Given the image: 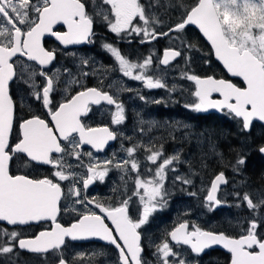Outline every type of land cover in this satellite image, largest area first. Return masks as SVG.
Masks as SVG:
<instances>
[{
  "label": "snow or ice",
  "instance_id": "6c2138e0",
  "mask_svg": "<svg viewBox=\"0 0 264 264\" xmlns=\"http://www.w3.org/2000/svg\"><path fill=\"white\" fill-rule=\"evenodd\" d=\"M159 9L180 11L174 20L169 17L165 22ZM98 23L128 43L137 37L141 45L168 38L179 40L186 49L196 45L186 43L181 34L188 26H196L210 42L216 59L232 77L241 78L243 86L228 79L182 71L180 78L195 84L191 93L195 101L184 107L197 113L210 109L224 112L237 120L241 133H250L256 122L264 125V0H192L191 4L184 0H0V258H7L11 264L12 255L25 250L38 254L41 264H96L101 257L107 264L103 249L94 252L93 257L86 252L67 254L70 241L96 238L114 246L117 257L112 264H200L199 258L214 246L230 254L229 264H264V189L241 191L248 185L245 177L221 197L222 186L229 184L221 170L208 185L202 182L198 191L189 190L208 169L209 158L241 174L247 153L237 151L232 162L216 144L209 143L197 171L191 161L181 159L180 151L166 156L163 143L135 139V129L134 135L128 136L119 127L86 123L93 106L101 105L114 109L110 110L111 126L126 122L124 103L117 94L105 90L103 78L96 86L85 83L89 76H97L95 67L83 70L92 63V57L69 53L74 61L80 60L75 65L76 73L67 67L49 71L68 46L95 43L94 24ZM57 26L66 30H58ZM46 37L54 38L58 44L46 46ZM101 47L114 58L123 78L141 82L146 90L163 89L169 95L177 91L176 84L169 86L166 82L167 72L161 71V66L167 68L180 58L181 49L166 47L162 55L153 50L133 60L113 43L102 41ZM20 83L31 89L48 119L37 114L18 118L23 100L17 101L12 86ZM56 94L61 96L59 101ZM213 94L220 98L214 99ZM136 95L145 103H166L161 98L149 100L139 91ZM17 123L19 135L12 142ZM144 123L141 118L140 124ZM118 139L126 158H118L114 152L101 160L93 151L84 150V146H90L100 153ZM125 140L131 146L125 147ZM255 150L264 155V143L256 145ZM140 151L146 152V161L156 166L154 170L145 169L148 176L141 175V161L137 159ZM21 155L26 157V168L33 162L50 166V176L12 174L10 164ZM181 163L188 166L187 173L179 172ZM112 170L121 173L123 185L114 183L110 196H90V186L97 181L104 183ZM170 172L175 174L173 185H181L180 191L192 197L205 193L203 203L209 211L218 206L244 207L250 216L238 223L235 234L205 230L187 218L180 220L161 234L159 242L149 238L147 249H151L152 259H148L144 229L156 211L169 205L172 192L165 181ZM130 173L136 175L134 191L129 194L125 177L132 179ZM227 196L233 198L232 203ZM133 203L138 206L132 207ZM65 214H72L71 219L62 223ZM31 225H37L39 230L30 235L20 227Z\"/></svg>",
  "mask_w": 264,
  "mask_h": 264
},
{
  "label": "flooded vegetation",
  "instance_id": "af4514ba",
  "mask_svg": "<svg viewBox=\"0 0 264 264\" xmlns=\"http://www.w3.org/2000/svg\"><path fill=\"white\" fill-rule=\"evenodd\" d=\"M184 2L186 4H191L192 0H184ZM158 11L161 13V19L168 22L169 17L174 20L179 15L180 10L169 9L165 12L164 9H159ZM57 29L66 30L63 26H57ZM94 30L97 33V36L94 38L95 43L68 46L67 49H64L63 53L58 55L57 60L54 61L53 65L49 67L50 72L54 71L56 68L63 69L64 67H67L71 68L73 73H76L78 70L75 65L79 64L80 60L75 59L74 61V58L69 55V53L73 52L77 53L78 57H92V62H95L96 64L99 63L100 66H104L101 67L103 69L105 90L110 91V93L117 94L120 100L124 103L126 108V122L122 126H111L110 110L114 109L112 106L101 105L93 106V112L90 113L89 117L85 118L86 123H89L92 126L109 124V126L113 128L119 127V129L128 136H133L135 129V139H142L145 143H147L149 139H153L157 145L163 143L164 153L166 156H171L175 154L176 151H180L181 159L191 161L192 167L197 171H200L202 152L208 153L209 143L216 144L218 149L224 153L225 157H231L228 160L232 162L235 161L237 151L243 150V152L247 153L246 164L243 167V171L247 169L246 166L251 168L257 163H262V165H264V156L260 155L255 150L256 145L264 143V128L259 123L256 122L254 124L250 133H241L238 131L237 120L229 118V116L224 112L217 111L197 113L184 107L185 104H190L195 101V99L191 101V93L195 91V84L192 81L181 79L180 76L182 71H187L190 74L199 75L201 77L214 76L215 78L228 79L221 68L212 60L209 47L203 42L195 30L188 26L181 34L182 39L186 43L196 45L193 49H186L183 45H181L179 40L173 41L168 38H161L151 44L141 45L138 43L139 38L137 37L133 38L132 43H128L127 39L121 40L104 24L100 23L94 24ZM46 41V46H54L58 44L51 37H46ZM102 41L113 43L118 46L123 53L127 54L133 60L147 56L148 53L153 50H155L158 55H162V51L166 47L181 49L182 56L180 58L173 61L167 68L161 66V71L167 72L166 82L168 85L171 86L170 82L173 81L174 84L180 86V89L169 95L166 90H146L143 89L141 82L123 78L122 74L116 70L117 66L114 64V58L102 49ZM60 47L63 48V46ZM205 61L208 62L205 63ZM31 63L34 65V62ZM208 63L210 66L207 65ZM89 67H91L90 64L84 66L83 70L87 71ZM37 79L39 80V78ZM228 80H231L238 86H242L235 78ZM85 83L87 86L91 87L96 86L98 82L94 81L89 76ZM127 89H133V91H128ZM137 91L149 100L161 98L164 99L166 103H145L144 101L138 99L136 95ZM12 92L18 102L21 99L23 100L22 106L18 109V118L28 117L31 114H37L48 119L41 103L32 97L31 89L20 83L12 86ZM55 98L59 101L61 96L56 94ZM213 98L217 99L219 96L217 94H213ZM141 118L145 121L144 124H140ZM176 122H179V124ZM208 122L211 123L210 127H208ZM185 124L188 125V127L186 129L183 128L185 129L184 131H179V126H183ZM175 126L176 130L174 131ZM141 128L145 130L143 133L140 132ZM149 128L151 129L150 131L148 130ZM184 134H186V136H184ZM18 135L19 129L17 123L11 137L12 142L16 141ZM172 136L175 137L174 140L171 138ZM197 141H202V143L198 144ZM123 143L125 147L131 146L130 142L127 140L123 141ZM233 149L236 151H232ZM84 150L93 151L88 146H84ZM114 152L118 154V158H126V153L121 150V141L119 139L117 141L110 142L103 152H94V154L100 159H105L111 157ZM146 155L147 153L144 151L137 153V159L141 161V173H147L143 170V168H152L154 170L156 167L155 165H149L150 162H147L145 159ZM25 160L26 158L23 155H21L19 159L14 160V162L10 164V172L12 174H27L30 177L43 178L46 175L50 176L53 171L50 166L39 165L36 163H33L32 166L26 168L24 167ZM207 163L214 166L212 169L213 171H211L212 176L219 172V170L225 171L226 175V172L230 169L222 168L215 158H209ZM262 168H264V166H262ZM179 172L187 173L188 166L181 163L179 165ZM120 175L121 173L116 170L110 171L104 183L97 181L94 185L90 186L88 194L99 198L112 195L110 189L113 187L114 183L117 185H123L124 183L119 179ZM135 175V173H130L132 179L125 177V180L128 182L129 194L131 191H134ZM169 175H174V173L170 172ZM206 175V170H204V172L202 171L201 177H197L195 180V188H191L189 190L198 191L202 182L203 185H208ZM244 178L245 177L243 176V179ZM248 185L252 189H264L259 188L264 187V185L260 183L257 184L250 180H248ZM180 187L181 185L179 182H176L175 185L172 184L169 186V188L172 189V195L169 198V201L172 204L178 200H186L189 203L192 201L203 203L205 193L200 192L198 197H192L187 195L185 192L180 191ZM224 187L225 186H222V190ZM180 194L181 196H179ZM133 200L138 202V198L136 197H134ZM231 200L233 201V199ZM136 206H138V203H133L132 207L135 208ZM218 210V207H216L212 210L213 213H209L208 208H206L203 204L199 212L192 214L190 210L183 213H176L171 220L169 219L167 212H164L161 216H159V213L156 211L155 214L157 217L155 215L150 217V223L144 229L146 232V238L144 240V244L146 246V257L150 260L152 259L151 249H147V245L150 243L149 238L159 242L162 233L166 230L170 231L178 221L185 218L196 223L205 230L220 229L225 230L230 234L238 232L239 227L236 223L234 225L230 223V227L229 225H227V227H222V225L217 223L218 218L216 213ZM233 213L237 216L235 220L239 223L243 222L244 217L250 216L249 211L241 208L235 209ZM71 215L72 214H65L61 222L65 223L69 221L71 219ZM192 217H196V219H192ZM20 227H22L23 231L29 235L39 230L37 225ZM101 249L107 253V264H112L117 257V252L114 246L108 245L106 242L96 238L84 241H70L67 254L72 256L80 252H86L88 257H93L94 252ZM17 251L19 254L18 256L12 255L11 264H41V258L38 254H33L25 250ZM199 259L200 264H228L229 255L224 254L219 250H208ZM0 264H9V260L7 258H0ZM96 264H106V261L103 257H101L96 259Z\"/></svg>",
  "mask_w": 264,
  "mask_h": 264
},
{
  "label": "rangeland",
  "instance_id": "374dc122",
  "mask_svg": "<svg viewBox=\"0 0 264 264\" xmlns=\"http://www.w3.org/2000/svg\"><path fill=\"white\" fill-rule=\"evenodd\" d=\"M254 31H256V30H254ZM90 65H91V67H89L87 69V71H91L92 70V67H95L98 70L97 76H95V77L90 76V78L93 79L94 81H97L98 82L99 79L103 78V69H102V67L100 66L99 63L96 64L95 62H92V63H90ZM207 65L210 66L209 63ZM172 84H173V81L170 82V85H172ZM179 89H180V86H177V91ZM193 99H195V98L192 96L191 97V101H193ZM183 128L184 127L181 125V126H179V129L178 130L179 131L180 130L181 131H184L186 129V128L185 129H183ZM175 130H176V126H175L174 131ZM184 136H186V134H184ZM101 160H103V159H101ZM149 165H151V164L149 163ZM213 168H214V166L209 164V167L206 170V173H207L206 176H207V182H208V184H209L211 178L213 177L212 174H211V171H213L212 170ZM143 170H145V168H143ZM219 171H221V170H219ZM242 173H244V172H242ZM242 173L241 174H234L230 169L226 172V177L229 180V184L226 185L223 188L222 193H220V196L221 197H223L224 192H231L232 191L233 184H235L237 186L240 185V182L243 180V176L245 175V173H244V175ZM141 174H142V176H145V175L148 176L149 175V173H145V172H143ZM174 175H169L168 174V178L165 181L166 188H168L171 192H172V189H170L169 186H171L173 184V177H174ZM259 188H264V187H259ZM243 190H254V189L250 188L249 185H247V187L245 189H241V191H243ZM179 196H181V194ZM231 199H233L231 196H227V200L229 201V203H232L233 202ZM203 204L204 203H202V202L197 203L195 201H192V202L189 203L186 200H178V201H176L175 203L172 204L169 201V205H168L167 208H165L163 210H158L157 212L159 213V216H161L162 213L167 212V215H168L169 219L171 220L173 218L174 214H176V213H183V212H187V211H190V210H191V213L192 214L193 213H196V212H199L201 210ZM189 207H190V210H189ZM218 209L219 210L216 213L217 218H218L217 223L220 224V225H222V227H224V226L227 227V225H229V227H230V223L232 225H234L235 223L236 224L239 223V222H237L235 220L237 216L233 213V211H235V209H237V208H235V207H228V206H218ZM241 209H244V210L249 211L247 208H244V207H242ZM155 213L153 215H155L157 217V215ZM209 213H213V212L212 211H209ZM194 218L196 219V217H192V219H194Z\"/></svg>",
  "mask_w": 264,
  "mask_h": 264
},
{
  "label": "water",
  "instance_id": "95a60500",
  "mask_svg": "<svg viewBox=\"0 0 264 264\" xmlns=\"http://www.w3.org/2000/svg\"><path fill=\"white\" fill-rule=\"evenodd\" d=\"M190 28H192L193 30H195L197 33H198V35L200 36V38L203 40V42L209 47V49H210V51H211V57H212V60L221 68V70L224 72V74H225V76L228 78V79H237L240 83H241V85L243 86V82H242V80H241V78H239V77H232L231 76V74H229L228 72H227V70L224 68V66H223V64L220 62V61H218L217 59H216V57H215V54H214V50L211 48V44H210V42H208L207 41V39L203 36V34L199 31V29L196 27V26H194V25H190L189 26ZM54 39V38H53ZM58 43V42H57ZM218 95V94H217ZM219 96V95H218ZM220 98V97H219ZM218 99V98H217ZM207 112H217V110H215V109H210L209 111H207ZM257 123H259V122H257ZM260 125H261V123H259ZM263 128H264V125H261ZM88 147H90V146H88ZM94 152H95V150H93ZM259 153V152H258ZM260 154V153H259ZM261 155V154H260ZM262 156H264V155H262ZM26 158V157H25ZM33 163H36V162H33ZM213 178V177H212ZM211 250H219V251H221L222 253H224V254H228L229 255V261H230V254L225 250V249H223L222 247H220V246H214ZM229 261H228V264H229Z\"/></svg>",
  "mask_w": 264,
  "mask_h": 264
},
{
  "label": "trees",
  "instance_id": "16d2710c",
  "mask_svg": "<svg viewBox=\"0 0 264 264\" xmlns=\"http://www.w3.org/2000/svg\"><path fill=\"white\" fill-rule=\"evenodd\" d=\"M210 122H208V127H210ZM227 159L231 158V157H226ZM262 163H257L256 165L252 166L251 168H248L246 166V170H244L242 173L244 175V177H247L248 180L253 181L257 184H262L264 185V168H262Z\"/></svg>",
  "mask_w": 264,
  "mask_h": 264
}]
</instances>
